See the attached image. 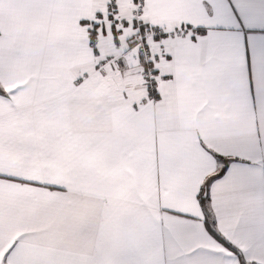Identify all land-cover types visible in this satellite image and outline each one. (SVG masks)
Segmentation results:
<instances>
[{
  "label": "snow or ice",
  "instance_id": "snow-or-ice-1",
  "mask_svg": "<svg viewBox=\"0 0 264 264\" xmlns=\"http://www.w3.org/2000/svg\"><path fill=\"white\" fill-rule=\"evenodd\" d=\"M0 264H264V0H0Z\"/></svg>",
  "mask_w": 264,
  "mask_h": 264
}]
</instances>
